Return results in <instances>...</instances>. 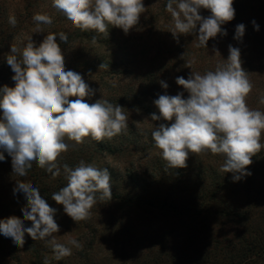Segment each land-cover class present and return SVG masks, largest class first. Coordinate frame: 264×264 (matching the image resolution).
<instances>
[{
	"label": "trees",
	"instance_id": "1",
	"mask_svg": "<svg viewBox=\"0 0 264 264\" xmlns=\"http://www.w3.org/2000/svg\"><path fill=\"white\" fill-rule=\"evenodd\" d=\"M49 1L51 0H0V88L4 85L15 86L12 80L14 73L7 64L6 57L15 55L19 58L21 54L8 51L12 43L19 41L24 48L28 42L32 41L36 47H39L49 33L63 32L68 37L67 44L60 40L59 35L56 37L62 54L70 47H78L72 53V58H64L65 70L80 73L89 82L87 84L94 92L98 90L103 93L102 95L98 93V97L97 93H94V98L85 102L93 104L101 99V102L107 100L113 105L119 104L128 119L131 120L133 114L146 116L156 128L161 122L170 123L151 119L152 113L159 114L154 104L159 95L174 96L182 92L184 98H188L189 93L176 83V77L183 76L188 79L192 72L203 75L208 71H215L217 66L212 64L208 55L216 51L219 55L223 53L221 43L214 46L211 43L213 39L224 37L223 34L210 39L207 47L199 46V25L197 30L194 28L188 34L177 32L179 36L177 42V38L170 32L171 28L162 27L164 23L167 24L172 19L171 13L166 10L167 0L162 4L159 3L157 12L152 8L151 0H143L145 9L140 15L139 23L127 34L123 29L111 25H108L107 32L103 34L82 31L68 21L61 12L50 6ZM234 8V19L221 27L226 30L227 35H232L234 38L236 26L245 25L244 37L249 46L247 49L241 45L236 47L243 54L242 67L253 85L247 97V104L251 109L264 112V104L260 103L264 98V0H237ZM37 13L51 17L52 24L34 21L33 16ZM200 14L204 17L211 15L206 9H201ZM10 17L15 18V25L9 23ZM162 20L164 22L161 24ZM253 20L259 25V31L255 29ZM163 30L165 32L160 35V31ZM230 45L233 46V41ZM95 49L102 52L96 54ZM109 52L111 54H108ZM224 52L229 53L225 50ZM252 52L254 56L256 55V60L251 62L247 56ZM83 53L93 55L92 60H85L86 54ZM82 59L85 61L82 62ZM102 64L103 67H100ZM160 81L166 82L169 87L164 89ZM132 133L130 128L128 137H133ZM120 134L114 138L116 147H109L111 144L98 142L92 138H90L92 140L89 146L68 145V150L59 157L60 175L55 178L33 161L27 175L19 176L14 186L17 182L32 184L53 207V204L57 203L51 198L52 194L67 184L64 164L74 169L81 161H84L85 164H91L99 169L107 168L111 177L112 199L97 200L96 205L117 204L125 216H129L134 210L144 212L146 215L149 211L151 213L156 211L162 215L175 214L185 218L189 225L196 224V221L204 223V221L224 218L244 232L237 243L227 240L223 244L213 240L212 249L207 252L193 250L194 252L182 251L179 254L181 249L175 253L168 250L166 246L160 245L159 252L137 264L264 263V230L251 219L253 213L249 209L242 208L241 203L238 202L240 193L249 192L251 188L259 185L261 177L264 178V147L252 157V164L246 169L252 174L238 182L233 181V173L230 177L228 173L222 171L221 176L218 177L215 169L205 165V160L217 161L222 169L225 163L223 155H214L210 151L197 155L198 158L193 160L195 164L192 161L193 158H188L187 166L184 168H170L164 161L156 172L160 173L158 174L160 177L154 176L155 174L152 177H147L145 174L137 175L129 167L127 175L122 177L109 166H101L98 161L100 158H105L104 155L116 158L124 156L130 161L131 157L135 156V152H142L136 142L128 141ZM151 141L150 150L156 148L153 138ZM260 142L264 145V135ZM0 165L12 167L11 156H5V160L0 161ZM193 171L196 173L195 180L190 177ZM229 191L231 197L225 201L221 199V194ZM15 200V203L8 205L5 202V193L0 192V220L11 216L23 220L22 208L27 203L23 192L17 193ZM124 219L120 226V233L122 236L127 235L128 247L136 251L138 242H135L133 237V227ZM25 225L30 227L31 222L25 221ZM90 238L92 241H89ZM77 241L88 242V244L74 248L75 251L71 250L70 256L57 259L51 244H45L40 240L34 241L25 234V244L23 247H18L11 238L0 234V264H45L46 260L48 264H96L98 254L96 250L101 241L103 242L99 231L91 229L89 234L80 235ZM115 243L118 244L119 239H116Z\"/></svg>",
	"mask_w": 264,
	"mask_h": 264
},
{
	"label": "clouds",
	"instance_id": "2",
	"mask_svg": "<svg viewBox=\"0 0 264 264\" xmlns=\"http://www.w3.org/2000/svg\"><path fill=\"white\" fill-rule=\"evenodd\" d=\"M233 4L234 0H167L166 10L174 20V30L170 32L178 42L177 32L188 34L199 25V46L207 47L210 39L227 35L221 26L234 19ZM53 7L76 28L101 34L107 32L108 25L127 34L139 23L145 9L143 0H53ZM201 9L209 10L211 15L202 16ZM33 20L52 24L51 17L45 14L37 13ZM9 23L15 25V18L10 17ZM252 23L259 31L256 21ZM244 34L245 25H237L234 39L240 41ZM57 35L67 44L65 33H49L39 47L30 41L19 58L6 57L15 86L0 88V161L5 160L7 152L13 172L21 177L27 175L33 161L53 178L58 177V159L68 150L66 140L82 144L91 137L100 142L117 136L128 126V117L119 104L101 99L93 104L85 102L94 92L80 73L65 70ZM16 52L11 46V53ZM226 61L224 66L203 75L192 72L188 79L176 77V83L189 93L188 98L182 92L159 95L154 101L159 114L152 113L151 119L170 123H159L152 138L168 167L184 168L189 153L197 156L210 151L225 157L221 170L233 173V181L238 182L252 174L246 169L264 147L260 142L264 112L247 104L253 85L242 67L240 49L229 45ZM160 83L164 89L169 87L164 81ZM260 103L264 104V98ZM63 169L67 184L51 198L63 205L64 212L76 223L90 217L97 200L112 199L107 168L81 161L74 169L67 164ZM19 192L27 201L22 208L23 220L16 216L0 220V234L11 238L18 247H23L28 234L34 241L51 244L57 259L70 256L71 248L57 243L53 235L60 231L54 219L57 209L30 183L17 182L13 195ZM25 221H30L31 226H26ZM70 244L81 246L77 240Z\"/></svg>",
	"mask_w": 264,
	"mask_h": 264
},
{
	"label": "rangeland",
	"instance_id": "3",
	"mask_svg": "<svg viewBox=\"0 0 264 264\" xmlns=\"http://www.w3.org/2000/svg\"><path fill=\"white\" fill-rule=\"evenodd\" d=\"M165 1L166 0H151V5L154 11L157 12L156 9L159 8L160 4L164 3ZM235 1L237 0H234L233 6L235 5ZM49 2L50 6H53V0ZM163 22L164 21L162 20L161 24ZM166 26L171 28L170 31L174 30L173 18L170 20V22H167V24L164 23L162 25V27ZM164 32L165 30L162 32L160 31V35ZM155 37L156 36H154V38ZM232 41L234 47L241 45L247 49L249 46L248 42L246 41V37H243L242 40L238 41L232 38V35L229 36L228 34L227 36L225 35L224 37L213 39L211 41L213 46L221 43L220 47L223 49V53L221 55H219L217 51L216 53L208 55L209 60L213 65L215 64V66H224L227 63L226 60L229 56V53H225L224 50L226 52L229 51V45ZM10 46H14L17 49L18 54H21L23 51L22 43L20 44L19 41L12 43ZM77 49L78 47L76 46L70 47L68 51L63 53L64 58H72V53ZM221 49H219V51ZM95 50L96 54H100V52H102L98 49ZM8 51L11 52V47ZM87 53H83L86 54V56H84L85 60H92L93 55H87ZM108 54H111V52ZM242 56L243 54H241V57ZM247 57L249 58V61L251 59V62L256 60V55L254 56L253 52L249 53ZM244 59L246 60L247 58ZM83 60L84 59H82V62ZM85 82L89 83L87 80H85ZM94 93H97V97L98 93L99 95L103 94L102 92H98V90H96ZM91 98H94V96L91 95L87 97L86 100H90ZM0 116H2V110H0ZM127 125V128L124 129L121 134L126 139H128V141L136 142V145H139V150L142 152H135V156H132L130 161L124 156L116 158L115 156L104 155L105 158L103 159L100 158L98 160L97 158V160L100 162L99 164L103 167L109 166L122 177L127 175V169L129 168L131 170L133 169L134 173L137 175L145 174L147 177H152L155 174L154 176H158L160 173L156 172L165 160L162 159L161 151L159 149L154 148L150 150L152 145V132L156 129L153 127L155 124H153L146 116L133 114L131 120H127ZM130 128L133 132L131 134L133 137L131 138L128 137L130 134ZM90 138L91 137L85 138L84 143L82 144H77L71 140H66L65 142L69 146L74 147L89 146L91 145L90 143L92 140ZM114 138L115 137L111 139L105 138L102 142L111 144L109 147H116V139ZM0 152H3V149H0ZM4 155L9 156L7 152H4ZM188 158H193V161L196 160L198 156L189 153ZM59 161L60 159H58V162ZM204 163L207 165V167L215 169L218 177L221 176L222 170L218 166L220 163L217 161L210 162L206 160ZM208 173H210V170H208ZM195 174V171L191 173V179L195 180ZM228 174L230 177L232 176L231 172H228ZM18 178L19 176L13 172L12 167L9 165H0V192L5 193V202L8 205H11L16 201L15 195H13V189L15 187V180ZM230 197V191L221 194V199L224 201ZM238 202L241 203L242 208L249 209L250 212L253 213V217L251 219H253L257 226L263 228L264 230V178L261 177L259 185L251 188L249 192L243 191L240 193ZM52 208L57 209L54 219L60 227V231L53 234L54 238L57 243L68 245L72 251H75L74 248L76 247L72 246L70 241L77 240L80 235L89 234L91 229H97L99 231V234L103 237V242L101 241L100 246H98L96 250V253H98L96 264H137L140 261H144L148 259V257L154 256V254L159 252L160 245L166 246L168 250L170 249L175 253L181 249L179 254L182 251L189 253L193 250L195 252L199 250L207 252L212 249L213 240L223 242V244H225L227 240L237 243L238 239L242 238L244 235L243 231L236 227L231 221H226L224 218H220V220H208L204 221V223L196 221V224L189 225L188 221L183 217L170 213L162 215L158 214L156 211L154 213L149 211L148 215H146L144 212L134 210L129 216H125V214L122 213V209L118 207L117 204L111 203L110 205L103 204L101 206L94 204L90 210V217L86 220L76 223L64 212L63 205L53 204ZM123 218H125L124 220L130 223V226L132 225L131 227H133V237L135 242H138V249H136V251L128 247L129 243L127 242V235L122 236L120 233V226L123 224ZM116 239H119L118 244L115 243ZM40 241L45 244H49L46 240ZM89 241H92V239L90 238ZM79 244L81 245L80 247H82V245L87 246L88 242H82Z\"/></svg>",
	"mask_w": 264,
	"mask_h": 264
}]
</instances>
